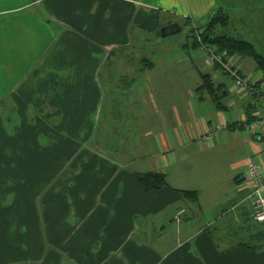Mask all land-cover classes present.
Segmentation results:
<instances>
[{
	"label": "crops",
	"instance_id": "crops-1",
	"mask_svg": "<svg viewBox=\"0 0 264 264\" xmlns=\"http://www.w3.org/2000/svg\"><path fill=\"white\" fill-rule=\"evenodd\" d=\"M217 6L0 0V264H264L245 183L264 143L237 134L255 106L205 57L169 53L161 34L198 28ZM206 74L225 110L202 88ZM149 172L169 188L145 193ZM207 210L222 214L196 221ZM250 236L261 249L244 246L258 245Z\"/></svg>",
	"mask_w": 264,
	"mask_h": 264
},
{
	"label": "built area",
	"instance_id": "built-area-1",
	"mask_svg": "<svg viewBox=\"0 0 264 264\" xmlns=\"http://www.w3.org/2000/svg\"><path fill=\"white\" fill-rule=\"evenodd\" d=\"M195 39L208 63L218 67L221 73L232 80L233 91L255 106L252 113L253 120L245 125L244 131L247 134L258 135V141L264 143V83L259 84L261 79L257 78L254 81L253 78L242 73L239 65L241 56L219 51L215 46L205 43L199 33L195 34ZM225 128V126L221 127V129ZM217 137L218 131H213L207 133L204 140L212 144ZM245 183L248 186L247 200L250 203L253 218L257 223L264 224V165L259 161H251L246 167Z\"/></svg>",
	"mask_w": 264,
	"mask_h": 264
},
{
	"label": "rangeland",
	"instance_id": "rangeland-1",
	"mask_svg": "<svg viewBox=\"0 0 264 264\" xmlns=\"http://www.w3.org/2000/svg\"><path fill=\"white\" fill-rule=\"evenodd\" d=\"M218 3V7H222L227 10L230 15V25L226 29H219L217 33L219 34H227L233 37L242 38L251 42L257 49V51L264 56V0H216ZM214 9V10H215ZM206 21H201L196 24L198 28L203 27L207 23ZM181 23V24H180ZM181 31L176 33L166 40V46L168 47V52L171 54H185L191 53L195 58L202 62V58L204 57V53L198 48H192L191 44L193 41V22L190 23L180 22ZM188 43V48L183 49L182 45L184 43ZM203 56V57H202ZM248 63H246V67L249 64H253L251 59L246 58ZM245 67V68H246ZM212 72V70L210 71ZM251 74L253 80L261 79L262 73L259 70H251V72L247 73ZM251 77V78H252ZM227 85L230 87L233 85L232 80L226 77L223 79ZM6 112L5 107L0 104V115ZM99 124L95 125L97 127L96 134H100L102 132L105 124H102V119H99ZM238 135H247L245 132H238ZM256 161H260L259 159ZM215 214H222L221 212L217 213L216 211L207 210L202 214L199 221L200 223L206 224V222L211 221L214 218Z\"/></svg>",
	"mask_w": 264,
	"mask_h": 264
},
{
	"label": "trees",
	"instance_id": "trees-1",
	"mask_svg": "<svg viewBox=\"0 0 264 264\" xmlns=\"http://www.w3.org/2000/svg\"><path fill=\"white\" fill-rule=\"evenodd\" d=\"M230 22L231 19L227 10L222 7H218L213 11L207 23L203 27L193 28L192 33L193 36H195L196 33H199L205 43L215 46L219 51H226L229 55H237L243 58L251 59L257 66L258 70L262 73V80L259 84L264 83V56L257 51L256 47L251 42L242 38L217 33L219 29L228 28ZM186 23L188 24L189 22ZM194 46L196 49L199 48L196 39ZM203 80L204 85L202 88L211 92L214 102L219 110H225V106L222 102V98L224 96L223 88L214 87V83L210 75H203ZM253 138L258 140L259 136L253 135ZM240 177L241 175L236 179L238 180ZM138 181L143 191L147 194L169 188L166 175L163 173L149 172L139 174ZM180 193L184 199H189L193 202L197 201L199 198V194L196 191H181ZM250 238L253 239V241L255 240L258 245L245 243L244 246L250 249L252 248L253 250L262 248L259 243V239H254V236H250Z\"/></svg>",
	"mask_w": 264,
	"mask_h": 264
},
{
	"label": "water",
	"instance_id": "water-1",
	"mask_svg": "<svg viewBox=\"0 0 264 264\" xmlns=\"http://www.w3.org/2000/svg\"><path fill=\"white\" fill-rule=\"evenodd\" d=\"M181 31V27L178 23L169 24L161 29L163 37H170Z\"/></svg>",
	"mask_w": 264,
	"mask_h": 264
}]
</instances>
